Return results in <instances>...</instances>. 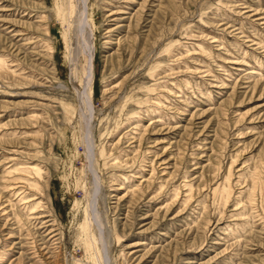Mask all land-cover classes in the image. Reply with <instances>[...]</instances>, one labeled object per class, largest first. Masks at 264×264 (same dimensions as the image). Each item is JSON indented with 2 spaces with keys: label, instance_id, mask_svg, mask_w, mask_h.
<instances>
[{
  "label": "rangeland",
  "instance_id": "obj_1",
  "mask_svg": "<svg viewBox=\"0 0 264 264\" xmlns=\"http://www.w3.org/2000/svg\"><path fill=\"white\" fill-rule=\"evenodd\" d=\"M28 1L0 0V56L18 65L0 70V264H95L94 210L104 264H264V0H87L86 91L81 3L65 41L60 0ZM17 162L44 167L41 190L5 171Z\"/></svg>",
  "mask_w": 264,
  "mask_h": 264
},
{
  "label": "bare ground",
  "instance_id": "obj_2",
  "mask_svg": "<svg viewBox=\"0 0 264 264\" xmlns=\"http://www.w3.org/2000/svg\"><path fill=\"white\" fill-rule=\"evenodd\" d=\"M19 1V0H18ZM28 1V0H27ZM24 2H26V1H24ZM29 3H30V1H28ZM27 2V3H28ZM79 2L81 3V8H80V10H76L77 8V6H76V0H60V7H59V10H58V12H57V15L59 16V18L61 19V21H62V23H66V26H67V29H66V31H65V41H67V36H68V30L71 28V25H72V23H73V15L75 14V12L77 11V14H75L76 16V22H77V29H78V32H79V37L81 38V42H82V44H81V48L83 49L82 51L87 55V68H86V71H87V74H86V82H85V87L83 88V89H85L84 91H86L87 89H92V84H93V80H94V75L96 74L95 73V69H94V60H93V58H95V57H93V52H94V49H93V45L91 44V42L89 41V36L87 35L88 33H87V27H88V16H87V14H86V9H85V6H86V3H87V0H79ZM78 3V2H77ZM21 4H22V1H21ZM23 5V4H22ZM21 5V6H22ZM23 9V8H22ZM13 11V10H12ZM16 11H17V9H16ZM25 11V10H24ZM116 13H118V12H113V13H111V14H116ZM25 14H26V12H25ZM24 14V15H25ZM29 16V15H28ZM36 16V15H35ZM37 17L38 18H40V20H39V23L37 22L38 21V19H37V24H38V26H43L44 24V22H43V20H45V19H47L48 17H46V16H38L37 15ZM23 18V17H22ZM27 18V17H26ZM33 20V19H32ZM28 21H29V19H28ZM9 23V22H8ZM18 23V22H17ZM31 23V22H30ZM10 24V23H9ZM20 24V23H19ZM34 24V23H33ZM12 27H13V25H12ZM30 27V26H29ZM28 27V28H29ZM11 28V27H10ZM32 28V27H31ZM35 28H37V27H35ZM38 30H39V28H37ZM41 29V28H40ZM42 29L45 31V33L46 32H48L49 31V29H48V27H42ZM7 30V29H6ZM10 30V29H9ZM30 30V29H29ZM32 30V29H31ZM11 31H12V29H11ZM17 31H21V30H17ZM17 31H16V34L17 35H20V34H22V33H17ZM10 32V31H9ZM25 32H26V30H25ZM11 33V32H10ZM13 33V32H12ZM14 33H15V31H14ZM41 33V32H40ZM23 34H25V33H23ZM28 35V34H27ZM30 35H32V34H30ZM29 36V35H28ZM27 36V37H28ZM21 38L23 37V36H20ZM19 37V38H20ZM35 37H37V36H35ZM76 37V36H75ZM14 39V38H13ZM23 39H25V38H23ZM31 39H32V37H31ZM21 41H23L22 39H21ZM30 42L29 43H31V44H40V46H42L41 44H44V45H46V46H43V47H47V48H51L49 45H48V43H46V42H44V39H37V40H29ZM26 42V44H27V42L28 41H25ZM24 41H23V43H25ZM109 42V41H108ZM66 44H67V42H65ZM111 43V42H110ZM25 44V45H26ZM27 46V45H26ZM39 46V45H38ZM21 47H22V45H21ZM25 47V46H24ZM33 47H35V46H33ZM36 48V47H35ZM34 48V49H35ZM27 49V48H26ZM28 49H30V47L28 48ZM134 50V49H133ZM132 50V51H133ZM43 51V50H42ZM36 52V51H35ZM48 52V51H47ZM33 53H34V51H33ZM32 53V54H33ZM38 53V52H37ZM163 53H165V52H163ZM36 54V53H35ZM40 54V53H39ZM48 54V53H47ZM49 55H51L50 53H49ZM49 57H51V56H49ZM8 58V57H7ZM9 61H12V60H9ZM16 61V60H15ZM237 62V61H236ZM10 63H12V62H10ZM18 63V62H17ZM241 63V62H240ZM19 64V63H18ZM21 65V64H20ZM18 65H16V64H9L8 63V60L5 58V57H3V56H0V70H4V71H6V72H9V73H12V75L13 74H15L16 73V67H17ZM15 67V68H14ZM20 71L21 70V68H19V69H17V71ZM24 70V69H23ZM22 70V71H23ZM252 72V71H251ZM21 73V72H20ZM25 73V72H24ZM254 73V72H253ZM151 75V74H150ZM16 76H18V75H16ZM251 76V75H250ZM151 78H152V76H151ZM254 78V77H253ZM256 78H260V77H256ZM259 84V83H258ZM111 89V88H110ZM153 91V90H152ZM87 93V92H86ZM132 99V98H131ZM134 99V98H133ZM92 98L89 96V95H86V97H85V102L83 103V106H82V112L83 113H85L86 112V110H87V112L86 113H89L90 115L92 114V112H93V107H92ZM160 104V103H159ZM158 105V104H157ZM161 107V106H160ZM151 112V111H150ZM31 115H32V113H31ZM38 115V114H37ZM33 117L35 116V114L34 115H32ZM42 116V115H41ZM43 116H44V114H43ZM42 116V117H43ZM132 116V115H131ZM30 117L31 116H29V118H27V119H30ZM35 117H40V114H39V116H35ZM34 117V118H35ZM32 118V117H31ZM44 118V117H43ZM40 119V118H39ZM42 119V118H41ZM33 121H37V119L35 118V120L34 119H32ZM32 121V122H33ZM35 121V122H36ZM39 121V120H38ZM90 121L91 120H89V124H90ZM138 122H139V120H138ZM137 125V124H136ZM140 125V124H139ZM161 125V124H160ZM142 126V125H141ZM135 128H137V127H135ZM138 128H139V126H138ZM139 130V129H138ZM144 131V130H143ZM136 133V132H135ZM142 134V133H141ZM139 136H140V134H138ZM138 136V137H139ZM142 136V135H141ZM128 137V136H127ZM130 137V136H129ZM126 138V137H125ZM131 138H133V137H131ZM143 138V137H142ZM141 138V139H142ZM131 140H133V139H131ZM134 140H136L135 138H134ZM140 141V140H139ZM136 142V141H135ZM131 144H132V142H131ZM132 146V145H131ZM130 146V147H131ZM139 146V145H138ZM138 146H137V148H138ZM140 147H141V145H140ZM139 149V148H138ZM101 153H103V149H102V151H101ZM133 153H135L134 151H133ZM120 154V153H119ZM148 154V153H147ZM146 154V155H147ZM133 155V154H132ZM148 156V155H147ZM104 157V156H103ZM123 157V156H122ZM133 158V157H132ZM8 159V158H7ZM11 160V159H10ZM14 160V159H13ZM129 160V159H128ZM127 159L126 160H122L121 162H119L118 161V157L117 158H115V161L113 162L114 163V165H118V164H121V163H123L124 161H128ZM16 161V160H15ZM131 161H132V159H131ZM129 163H131L130 161H129ZM112 164V163H111ZM128 164V163H127ZM123 165V164H122ZM44 168V167H43ZM42 168V169H43ZM152 168V172L153 171H155L154 170V168L153 167H151ZM41 166H39L36 162H35V164H30V163H26V162H24L23 164H22V162H17V163H13V165L11 166V167H9V169L7 168L5 171H7V173L8 174H11V173H15L16 174V172L18 173V174H20V173H22L23 175L25 174V173H29V174H32L33 176H34V180H31L30 181V175H28V177L29 178H26V177H23V178H25L26 180H24V181H27V183H28V185L29 186H31L32 188H29V187H27L29 190L31 189H33V188H37V191L38 190H41L42 188H40V186H41V184L39 183V180H40V178H42V177H46V176H42V174L43 173H45V172H42L41 170ZM258 171V170H257ZM20 172V173H19ZM7 173L5 172V174L7 175ZM250 173V172H249ZM14 174V175H15ZM21 175V174H20ZM250 175V174H249ZM257 175V174H256ZM259 175V174H258ZM25 176V175H24ZM32 176V177H33ZM134 176V175H133ZM251 176H252V174H251ZM7 177H9V176H7ZM16 177V176H15ZM15 177L13 178V179H15ZM21 177H22V175H21ZM246 177H247V175H246ZM254 177V176H253ZM19 178V177H18ZM255 178H257V177H254V179ZM32 179V178H31ZM126 179H127V177H125V179L121 182V184L123 185V183H124V181H126ZM250 179V178H249ZM254 179H252V180H254ZM260 178H258V180H259ZM22 180V179H21ZM21 180H19L20 182H23V180L21 181ZM44 180V179H43ZM45 180H46V178H45ZM44 180V183L45 182H47V180L45 181ZM227 180V179H226ZM226 180H225V185H226ZM247 180H248V178H247ZM14 181V180H13ZM228 181V180H227ZM255 181H257V179L255 180ZM261 181V179L258 181V182H260ZM12 182V181H11ZM16 183H18L17 182V180L15 181ZM19 182V183H20ZM250 182V181H249ZM14 183V182H13ZM24 183V182H23ZM27 183H25V185H27ZM50 183V182H49ZM48 183V184H49ZM246 183H247V181H246ZM253 183H254V181H253ZM121 184H119V187L117 186L116 187V189L117 190H119V189H122L123 188V186L121 185ZM222 184V183H221ZM251 184V183H250ZM255 184V183H254ZM259 184H261V182L259 183ZM22 185H24V184H22ZM22 185H20V186H22ZM27 185V186H28ZM43 185V184H42ZM99 185H100V183H99V181H97V188H96V191H95V202L97 201V199H98V188H99ZM190 185V184H189ZM257 185V184H256ZM17 186V185H16ZM19 186V185H18ZM17 186V187H18ZM19 186V187H20ZM39 186V187H38ZM46 186V185H45ZM44 186V187H45ZM223 187H220V185L218 186V187H220V189H219V193H221L222 195L223 194H225V195H223L224 197L225 196H227L228 195V189L227 188H225L224 187V183H223V185H222ZM228 186V185H227ZM250 186H252V185H250ZM249 185H248V187H250ZM13 187V186H12ZM15 187V186H14ZM16 187V188H17ZM25 187V186H24ZM49 187V186H48ZM192 187V186H191ZM253 187V186H252ZM251 187V188H252ZM9 188V187H8ZM21 188V187H20ZM40 188V189H39ZM258 188V187H257ZM259 188L261 189L262 187L261 186H259ZM10 189V188H9ZM12 189V188H11ZM24 189V188H23ZM44 189V188H43ZM249 189V188H248ZM26 190V189H25ZM28 190V191H29ZM34 190V189H33ZM134 190H136L135 188L134 189H132L131 191H129L128 192V190L126 189V194H130V193H132ZM189 188H188V190H187V192H189ZM215 190H217L218 191V188L217 189H215ZM255 190V189H254ZM22 191V190H21ZM20 191V192H21ZM43 191V190H42ZM190 191H192V190H190ZM249 191V190H248ZM32 192V191H31ZM48 192V191H47ZM16 193V192H15ZM19 193V192H18ZM24 193V192H23ZM40 194L42 193L41 191L39 192ZM194 193V192H193ZM216 193V192H215ZM231 193V192H230ZM255 193V192H254ZM25 194H27V193H25ZM37 194V193H36ZM48 194V193H47ZM188 194V193H187ZM28 195V194H27ZM43 195V194H42ZM44 195H45V193H44ZM43 195V196H44ZM216 195V194H215ZM48 196V195H47ZM187 196V195H186ZM185 196V197H186ZM188 196H191V195H188ZM218 196V195H217ZM230 196V195H229ZM250 196H251V194H249V198H250ZM255 196V195H254ZM20 197V196H19ZM24 197V196H23ZM119 197V196H118ZM124 197H125V195H124ZM219 197V196H218ZM21 198H22V196H21ZM23 199H26V198H23ZM38 199V198H37ZM121 199H123V198H121ZM187 199V198H186ZM222 199H224V198H222ZM225 199H227V198H225ZM224 199V200H225ZM19 200V199H18ZM21 200V199H20ZM45 200V199H44ZM140 200V199H139ZM221 200V199H220ZM46 202H48V201H46ZM131 202V201H130ZM138 202V201H137ZM252 202H254V200L252 201ZM45 203V202H44ZM50 203V202H49ZM132 204V203H131ZM240 204V203H239ZM40 205H42V200H41V198H40V200H35V201H33V206H32V208L34 207V210H32V211H35V207H38V206H40ZM44 205H46V204H44ZM136 205V204H135ZM243 206V205H242ZM166 208H167V205L165 206ZM47 208V207H46ZM95 209V208H94ZM163 209V208H162ZM31 210V209H30ZM245 210V209H244ZM38 211V210H37ZM37 211H35V212H37ZM41 211H42V209H41ZM48 212V211H47ZM43 213V212H42ZM49 213V212H48ZM48 213L45 215V217L48 215ZM32 214H33V212H32ZM50 214V216H53V215H51V212L49 213ZM98 212H97V210L95 211H93V212H91V211H88L87 212V217H86V220H85V224H84V226H85V232H86V236H87V241H86V249L89 251V254L91 255V258L93 259V261H94V263L95 264H104V263H108L107 262V254H106V252H105V242H104V240H103V232H102V224L100 223V220H99V218H98ZM31 215V214H30ZM37 215V214H36ZM38 215H39V213H38ZM37 215V216H38ZM40 215H44V214H40ZM55 215V214H54ZM32 216V215H31ZM35 216V215H34ZM36 216V217H37ZM41 217H44V216H41ZM260 217V216H259ZM35 218V217H34ZM38 218V217H37ZM39 218H40V216H39ZM49 218V217H48ZM36 220V219H35ZM45 220V219H44ZM49 220H51L52 222L53 221H56V219H55V217L53 216V217H51V219H49ZM48 221V220H47ZM42 222V221H41ZM52 222H50L51 224H53ZM46 223V222H45ZM44 223V224H45ZM49 223V222H48ZM47 223V224H48ZM246 224L248 225L249 223H248V221H246ZM49 225V224H48ZM54 227V226H53ZM93 227H95L96 229H97V231H98V235H97V239H96V237H95V234L93 233ZM248 227V226H247ZM49 230V229H48ZM54 230V228H52V231ZM56 232V231H55ZM53 233V232H52ZM51 233V234H52ZM55 235H56V233H54ZM53 234V235H54ZM58 236V235H57ZM55 239H57L56 237H54ZM58 239H60L59 237H58ZM57 241V240H56ZM55 241V242H56ZM241 241V240H240ZM239 241V242H240ZM59 242V241H58ZM243 242V241H242ZM57 243V242H56ZM98 243H100V245H101V248L99 247V245H98ZM41 248V247H40ZM42 248H45V246L44 247H42ZM47 250V249H46ZM46 250H43V251H46ZM48 251V250H47ZM42 252V251H41ZM102 253H103V255H104V258H103V256H102ZM53 254V253H52ZM105 261V262H104Z\"/></svg>",
  "mask_w": 264,
  "mask_h": 264
}]
</instances>
